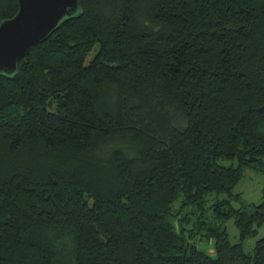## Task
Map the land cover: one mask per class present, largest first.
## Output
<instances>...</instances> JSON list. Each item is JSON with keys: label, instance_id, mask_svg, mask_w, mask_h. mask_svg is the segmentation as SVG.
Segmentation results:
<instances>
[{"label": "trees", "instance_id": "obj_1", "mask_svg": "<svg viewBox=\"0 0 264 264\" xmlns=\"http://www.w3.org/2000/svg\"><path fill=\"white\" fill-rule=\"evenodd\" d=\"M18 11L0 0V25ZM247 169L264 174V0H81L0 74V264H264Z\"/></svg>", "mask_w": 264, "mask_h": 264}, {"label": "water", "instance_id": "obj_2", "mask_svg": "<svg viewBox=\"0 0 264 264\" xmlns=\"http://www.w3.org/2000/svg\"><path fill=\"white\" fill-rule=\"evenodd\" d=\"M17 15L0 25V74L13 76L30 49L81 9V0H18Z\"/></svg>", "mask_w": 264, "mask_h": 264}, {"label": "rangeland", "instance_id": "obj_3", "mask_svg": "<svg viewBox=\"0 0 264 264\" xmlns=\"http://www.w3.org/2000/svg\"><path fill=\"white\" fill-rule=\"evenodd\" d=\"M93 57L90 55L89 59ZM225 166L231 165L229 162H221ZM264 189V174L258 171L247 169L244 172V178L241 183L235 188V194H241L243 201L247 203L259 204L262 202V192ZM235 207L239 208L242 206L241 202H234ZM190 228V226L188 227ZM226 229L229 235L231 243L239 242V232L235 227L234 221L230 220L226 223ZM264 237V226L259 228L257 236L250 238L244 242V248L247 252H252L256 245V242ZM199 235L195 241H193L199 248L205 250L212 256H215L214 240H205Z\"/></svg>", "mask_w": 264, "mask_h": 264}]
</instances>
